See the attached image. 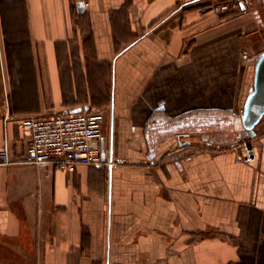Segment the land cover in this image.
Masks as SVG:
<instances>
[{
    "label": "crops",
    "instance_id": "1",
    "mask_svg": "<svg viewBox=\"0 0 264 264\" xmlns=\"http://www.w3.org/2000/svg\"><path fill=\"white\" fill-rule=\"evenodd\" d=\"M221 1L0 0V264H264V0ZM92 105L111 163L21 162L23 117Z\"/></svg>",
    "mask_w": 264,
    "mask_h": 264
},
{
    "label": "built area",
    "instance_id": "2",
    "mask_svg": "<svg viewBox=\"0 0 264 264\" xmlns=\"http://www.w3.org/2000/svg\"><path fill=\"white\" fill-rule=\"evenodd\" d=\"M240 7V1L223 0L213 9L216 12H230ZM242 56L256 62L259 54L244 52ZM105 120V110L94 105L80 112L25 116L19 122L27 140L26 154L21 162L55 164L70 172H74L79 164L111 163L107 152L103 157ZM238 147L242 150L241 161L252 163L257 160V149L250 138H243ZM191 158V155L187 156L188 160ZM10 161V145L6 141L0 148V164Z\"/></svg>",
    "mask_w": 264,
    "mask_h": 264
},
{
    "label": "water",
    "instance_id": "3",
    "mask_svg": "<svg viewBox=\"0 0 264 264\" xmlns=\"http://www.w3.org/2000/svg\"><path fill=\"white\" fill-rule=\"evenodd\" d=\"M240 5L245 8L244 0H240ZM80 12L85 10V3L78 2ZM83 108H77L71 112H80ZM264 117V51L260 53L256 68L254 85L245 101L241 114V123L244 127L243 137H255L257 135L256 126ZM104 146V145H103ZM104 149V148H103ZM103 157H106V150H103Z\"/></svg>",
    "mask_w": 264,
    "mask_h": 264
},
{
    "label": "rangeland",
    "instance_id": "4",
    "mask_svg": "<svg viewBox=\"0 0 264 264\" xmlns=\"http://www.w3.org/2000/svg\"><path fill=\"white\" fill-rule=\"evenodd\" d=\"M237 1H240V0H237ZM239 143H241V141L239 142ZM239 143L237 144V145H235V147H238V145H239ZM193 149H195V150H206V149H213V148H211V146L209 147V146H207V145H203V144H194V145H192L191 146Z\"/></svg>",
    "mask_w": 264,
    "mask_h": 264
}]
</instances>
